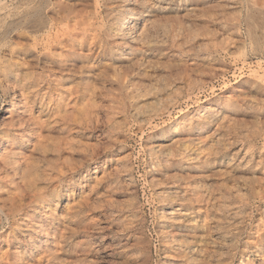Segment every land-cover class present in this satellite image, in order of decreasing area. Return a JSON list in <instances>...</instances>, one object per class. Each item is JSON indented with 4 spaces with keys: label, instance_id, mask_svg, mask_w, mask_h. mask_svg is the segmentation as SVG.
I'll return each mask as SVG.
<instances>
[{
    "label": "rangeland",
    "instance_id": "1",
    "mask_svg": "<svg viewBox=\"0 0 264 264\" xmlns=\"http://www.w3.org/2000/svg\"><path fill=\"white\" fill-rule=\"evenodd\" d=\"M0 5V81L1 66L44 80L33 89L41 120L6 112L13 89L0 83V143L19 132V119L43 128L38 149L26 152L31 170L53 174L34 189L38 203L61 195L55 246L66 264H201L204 222L216 232L206 264H264L255 246L264 244V0ZM36 10L49 27L18 24ZM72 101L67 116L57 114ZM17 142L1 146L9 168ZM62 165L74 169L68 188ZM19 177L6 184L0 175V201L18 192ZM26 220L22 212L10 223ZM5 228L0 264L17 250Z\"/></svg>",
    "mask_w": 264,
    "mask_h": 264
},
{
    "label": "bare ground",
    "instance_id": "2",
    "mask_svg": "<svg viewBox=\"0 0 264 264\" xmlns=\"http://www.w3.org/2000/svg\"><path fill=\"white\" fill-rule=\"evenodd\" d=\"M181 2L183 3V1H181ZM19 18H20V21L18 23L19 25H22L23 28H25V29H27L29 27H34V28H36L35 32L50 26L49 18L46 15H44L41 10H36L33 12H30V11L23 12L20 14ZM133 18H134L133 15H131V14L128 15L127 17H125L124 23L121 26L123 28H130L131 27V21ZM51 20H52V18H51ZM15 25L13 27H15ZM50 32H52V31H50ZM44 49H45V53L47 55H49L50 51H47L46 48H44ZM3 63H4V60H3L1 53H0V65H2ZM27 65H29V64H27ZM1 69L4 72H6L5 73L6 75L4 74L6 76V79H4L3 81L1 80L0 83H2L3 86H6V87L8 86V88L13 89L12 94H11V96H12L11 97V103L6 105V108L4 110L10 114L17 112L19 114V116H21V117H22V115L25 114L29 118H32L33 120H36V119L41 120L42 119V112H44V110L41 109L39 104H37V102L35 101L36 93L33 89L35 87L40 88V86L43 84L44 80L43 81L39 80V82H36L35 80L31 81V79H30V81H28L29 78L27 75L24 78H23V76H19L18 74H17V76H14V75L10 76V74H9L10 72H8L6 67L1 66ZM19 69H21V68H19ZM8 77L11 78L9 81L7 79ZM53 92H52V94H53ZM42 96H44V95H42ZM73 100H75V99H73ZM72 102L73 103L67 102L65 104L66 105L65 109L60 110V112H57V114H66L70 110L69 105L72 106V104L75 103L74 101H72ZM77 104H79V103H77ZM62 105H63V103H62ZM50 107L51 106H49V108ZM53 110H55V108H53ZM69 112H71V111H69ZM65 116H67V114L64 115V117ZM58 121H59L58 119L57 120L55 119V122H58ZM13 124L14 125L19 124V129H18L19 132L16 133L15 136H13V138H9L7 136L3 137L1 139V143H0V148H1L3 143H10V145H14L16 140L19 142L17 147L16 146H10V149L13 150V152H16L15 155H13L12 158H10V161H11V167L10 168H9V166H10L9 161L7 160L8 148L4 146L0 149V156H3V158H4V162L0 163V175L1 174L6 175V179H7L6 184L14 183L15 182L14 177L16 175L20 176L18 178L19 179L18 183H16V187L18 188V192L16 194L13 193L9 196L10 201L8 203L6 201H3V200L0 201V225L5 228V226L7 224H9L8 228L7 229L5 228L6 230H4L3 233H5L6 235H9V237L11 236L13 239H16V241H18L16 244L17 250L15 253V260L13 263H7V264H66L68 262L67 259H65L63 254L60 253L58 247L55 246V244L57 245V243H55V241L57 240L56 235H57L59 229H57V227H54V224H55V219H56L55 216L58 213L57 212L58 206L61 202L60 201L61 195L54 196L49 201H43L41 203H38L39 196H38V193H36L34 191V189L37 188L40 181H47L48 179H46V177L52 176L53 174L52 173L50 174V172H47L46 170H48V169L41 170V168H38L36 166H34V170H31L32 166L34 164L32 163L33 161L31 162V160H32L31 156L26 152L27 148L32 149V150L38 149L40 141L44 138V134H43V130H42L43 128L42 127L36 128L33 126V123H27V120H23V119H19L15 123L13 122ZM76 124H77V121H76ZM177 127H178L177 125L174 126L175 132L177 130ZM97 163H99V162H97ZM58 173L61 176V178L64 179V181H65V185L63 187L68 188L69 186H71L73 184V180H74L73 175H75L73 168L62 165L60 167V170ZM90 173L91 172H89V171L88 172L87 171L82 172L81 173V174H83L82 178H86L87 175ZM8 176H9V178H7ZM41 177H45V178L42 179ZM28 189H30V191H28ZM24 190L26 191L25 194H24ZM29 192L30 193L33 192V194H30ZM25 196H28L29 202L35 203V208L33 210H31L32 207L26 202L27 200L25 199ZM67 196H69V194H66V197ZM206 200H208V197L206 198ZM22 212L25 213V217L27 219L26 223L20 224L19 222L18 223L15 222V224H11L10 223L11 218L17 217ZM34 215L35 216L39 215L38 221L32 220ZM206 223L207 222H204V224L200 223L201 226L199 225L200 230H201V228L205 229L204 230L205 232H202V234H201V238L203 237L205 239L206 238L210 239L209 243H207L206 240H204L205 242L203 241L204 242L203 243L201 241L202 239L200 238L201 244H200V250H199V252H200V262L199 263H201V264H206L205 261H207L208 258H210L209 260H211V258L213 256V254H212L213 252H212V247L209 246V244H213L216 242L214 240V239H216V238H214V235H215L214 233H216L214 231L215 230L214 227H212V225L209 226V224H207L208 225L207 226ZM209 223H210V221H209ZM58 224H59V222H58ZM26 233L29 234L28 237H26ZM262 233H264V232H262ZM261 235H263V234H261ZM12 238H10V240H12ZM252 245H254V244H252ZM255 246L257 247V251L264 248V244L260 242V238L255 240ZM9 250H11V249H9ZM5 251L7 252V250H5ZM63 252H64V250H63ZM259 254H260V252H259ZM247 256H248V254H247ZM249 258H250V256H249ZM8 259H10V258H8ZM247 262L249 263L251 261L248 259L244 263L247 264ZM257 262L263 263L264 258L262 260H261V258L257 259ZM113 263H114V260H113Z\"/></svg>",
    "mask_w": 264,
    "mask_h": 264
}]
</instances>
